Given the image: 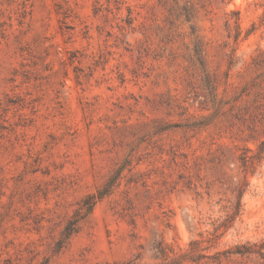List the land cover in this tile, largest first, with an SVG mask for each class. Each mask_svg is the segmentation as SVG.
Here are the masks:
<instances>
[{
    "label": "rangeland",
    "instance_id": "rangeland-1",
    "mask_svg": "<svg viewBox=\"0 0 264 264\" xmlns=\"http://www.w3.org/2000/svg\"><path fill=\"white\" fill-rule=\"evenodd\" d=\"M0 264H264V0H0Z\"/></svg>",
    "mask_w": 264,
    "mask_h": 264
}]
</instances>
